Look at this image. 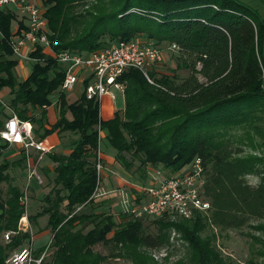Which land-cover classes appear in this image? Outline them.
Instances as JSON below:
<instances>
[{"label":"trees","instance_id":"trees-1","mask_svg":"<svg viewBox=\"0 0 264 264\" xmlns=\"http://www.w3.org/2000/svg\"><path fill=\"white\" fill-rule=\"evenodd\" d=\"M39 7L54 54L87 55L142 37L155 47L174 45L175 62L188 76L177 81L150 70L148 83L137 70L125 71L116 80L123 86L122 112L101 121L95 101L82 94L70 101L59 91L64 69L39 46L28 54L35 63L24 80L14 81L11 41L26 26L19 19L12 34L16 15L0 10V128L13 113L31 124L38 141L51 133L72 137L65 155H45L49 188L40 211L27 221L46 217L51 238L32 256L43 254L40 264H158L149 252L167 250L174 235L184 254L173 264H229L213 230L250 227L264 236V25L259 15L237 0H40ZM53 99L56 117L48 125L45 110ZM101 141L112 149L114 163L141 179L157 168L167 177L198 158L207 215L171 222L166 216L133 219L98 212L96 204L106 200L92 198ZM7 147L0 140V154ZM10 168L24 169L23 152L0 162V184L6 187L0 195V264L29 242V234L20 232L1 242L3 232H16L22 215L21 190ZM246 177L257 182L250 185ZM96 245L105 254L94 252Z\"/></svg>","mask_w":264,"mask_h":264},{"label":"built area","instance_id":"built-area-1","mask_svg":"<svg viewBox=\"0 0 264 264\" xmlns=\"http://www.w3.org/2000/svg\"><path fill=\"white\" fill-rule=\"evenodd\" d=\"M14 6L16 11L24 16L26 29L19 31V34L11 41L12 56L24 60V51L27 47L31 50L35 46L50 49L46 37V21L43 18V9L28 0H0V10ZM175 53L174 45L166 48ZM51 50V49H50ZM55 60L63 67V79L59 87L61 93L72 92L76 85L86 84L82 87L81 94L86 100H93L99 103L103 96L113 97L108 93L112 86L121 95L123 94L122 84L116 82L122 73L129 69L137 70L146 79L147 72L160 61V51L151 42L140 44L135 39L131 41H117L87 55H76L66 51L53 53ZM66 66V68H64ZM261 90L264 92V78L261 83ZM51 103V106L54 105ZM102 133L98 131V139ZM0 140L7 146H16L24 154L25 185L21 191L19 204L22 208V215L17 222L16 232H3L1 242L8 243L11 236L16 233H28L29 242L21 251H15L5 260V264H40L43 254L39 257L32 256L30 244L32 235L27 221V190L29 182L33 181L36 186H41L43 179L38 169L44 156L49 149L34 139L32 126L28 122L18 120L10 113L0 128ZM95 188L92 198H102L103 195L123 194L121 188L113 189L107 193L101 191L102 172L104 165L100 159L97 149L94 164ZM159 176V174H157ZM161 176V175H160ZM204 184L203 170L200 160L195 158L189 164L187 171L179 174L178 171L160 179H150L145 186L134 187V193H130L127 202L122 200L121 213L128 214L133 219H147L161 216H171L182 220L190 219L195 213L207 215L209 204L202 196ZM124 196V195H123ZM137 198V201H136ZM77 208L76 210H78Z\"/></svg>","mask_w":264,"mask_h":264},{"label":"rangeland","instance_id":"rangeland-1","mask_svg":"<svg viewBox=\"0 0 264 264\" xmlns=\"http://www.w3.org/2000/svg\"><path fill=\"white\" fill-rule=\"evenodd\" d=\"M34 1V0H33ZM245 5H248L257 14L261 15L264 19V0H237ZM10 11H16L14 6H9L7 8ZM82 12V10H81ZM16 31V21L11 25L12 34ZM168 44L163 43L158 46L160 51V61L158 64L154 65L151 69L156 75L172 76L177 81L185 79L188 76V71L182 66L175 62V53L168 51ZM31 52V48L27 47L24 51L25 59L19 60L12 56L15 61V66L12 69V76L16 83H21L29 70L34 65L35 61L28 58V54ZM43 55L47 57H53V52L50 49L43 48ZM264 61V53H263ZM66 68V66H64ZM25 76V77H24ZM82 92V87L74 88L72 92L64 93L65 98L70 101L79 97ZM108 93L113 97L111 101L108 96L102 97L98 103V113L99 119L101 121L110 120L113 114H121L123 109V97L121 93L115 90L112 86L108 88ZM8 97H4L1 101L7 104ZM53 102V100H52ZM56 105H52L46 110L45 116L48 125H52L56 117ZM72 139L71 135L68 133H63L61 135H56L51 133L43 140V145H45L49 152L56 154L67 153V144ZM19 148L15 146H9L4 149L0 154V162L7 160L11 162L12 160L18 158ZM99 155L102 164L105 165L106 171L102 172L101 181V191L105 194L113 189L121 188L123 194H113L112 196L103 195L106 199L101 201V204L97 205V211H104L112 216L116 217L120 212L122 207V200L127 202V197L130 193H134L133 188L139 186H145L150 179H160L162 177V170L148 169L145 172V179H141L139 174L131 172H125L117 163L113 162V151L109 146H106L103 141L99 144ZM250 155H254L250 153ZM249 155V156H250ZM48 161L45 159L39 166L38 172L43 179L42 185L36 186V184L31 181L28 184L27 190V215H34L36 212L40 211V206H42L41 199L44 194L48 191L47 177L45 172H48V168L45 165H49ZM189 165H185L178 170L181 174L187 171ZM8 172L15 176L16 184L20 187L22 191L25 185V173L24 169L20 168H10ZM159 174V176L157 175ZM161 175V176H160ZM246 181L250 185H254L257 179L254 177H246ZM5 185L0 184V195L3 196L5 192ZM124 195V196H123ZM101 198V197H100ZM100 198H96L100 199ZM169 221H175L174 217L166 216ZM46 223V217L37 218L34 224H30V234L32 235V243L30 244L32 251L44 250L50 242V232L44 229ZM260 223V222H259ZM29 224V223H28ZM251 225H257L258 222L251 221ZM250 225V226H251ZM216 245L219 246L220 253L223 257L229 259V264H264V236L260 233H254L250 227H244L240 230H228L222 233H216ZM252 236L256 238L257 241L251 239ZM177 236H170L171 246L167 250L162 249L159 251H150L149 256L154 259L158 264H173L179 257L184 254V248L181 246L179 241H176ZM263 244H262V243ZM5 244V243H3ZM28 245V244H27ZM26 245V246H27ZM21 248V247H20ZM19 248V249H20ZM94 252L105 254V251L100 245H96L93 248ZM21 251V250H19ZM44 252V251H43ZM38 256V255H37ZM36 256V257H37ZM166 257V262L163 258ZM111 264H126L123 261L111 263Z\"/></svg>","mask_w":264,"mask_h":264},{"label":"crops","instance_id":"crops-1","mask_svg":"<svg viewBox=\"0 0 264 264\" xmlns=\"http://www.w3.org/2000/svg\"><path fill=\"white\" fill-rule=\"evenodd\" d=\"M29 1H31V2H33V3H35L36 5H38V6H40V0H29ZM239 2V1H238ZM241 3V2H240ZM243 4V3H242ZM243 5H245V4H243ZM245 6H247V7H249L248 5H245ZM250 8V7H249ZM15 13V15H16V26H17V23L19 22V19H21L22 21H23V25H25L26 26V21H25V18L22 16V15H20L17 11H15L14 12ZM259 15V14H258ZM259 17H260V19H261V21L263 22V25H264V19L262 18V16L261 15H259ZM135 40L137 41V42H139L140 44H143V43H146V42H148L146 39H144V38H142V37H139V38H135ZM263 53H264V43H263ZM25 77V76H24ZM76 86H78V85H76ZM78 88V87H77ZM103 97H106V96H103ZM102 99V98H101ZM53 102H54V99H53ZM51 103H52V100H51ZM51 106V105H50ZM49 106V107H50ZM49 107H47L46 108V110H48V108ZM46 110H45V112H46ZM41 143L43 144V140L41 141ZM16 147V146H15ZM51 153V152H50ZM46 158H45V156H44V158H43V160L41 161V163L45 160ZM40 163V164H41ZM48 163V162H47ZM47 168H48V170H50L51 169V165L49 164V165H45ZM104 171H106V169H105V165H104ZM100 212V211H99Z\"/></svg>","mask_w":264,"mask_h":264}]
</instances>
